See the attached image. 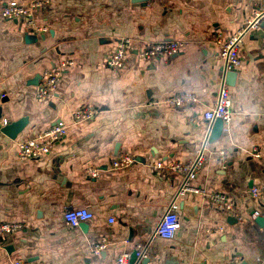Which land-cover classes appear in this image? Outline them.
I'll return each instance as SVG.
<instances>
[{"label": "crops", "instance_id": "crops-1", "mask_svg": "<svg viewBox=\"0 0 264 264\" xmlns=\"http://www.w3.org/2000/svg\"><path fill=\"white\" fill-rule=\"evenodd\" d=\"M9 1L0 0V10ZM260 8L264 0H51L35 13L49 27L42 34L0 16V115L9 122L28 119L15 140L0 135V221L24 224L0 245V264H115L139 242L149 244L147 264H264V222L251 217L255 210L264 214V198L251 191L264 190V23L244 39L243 61L229 85L232 120L210 143V157L193 182L231 196L244 221L188 193L179 202L175 237L154 236L181 177L150 167L195 157L208 128L203 113L217 98L223 68L217 35L233 34ZM126 37L134 51L114 71L107 58ZM170 39L185 45L169 60L137 54ZM66 59L74 65L53 96L40 100L37 83ZM186 92L199 97L196 106L167 102ZM83 105L98 114L75 123L73 112ZM59 122L68 134L47 156L18 157L20 141ZM221 149L232 155L225 166ZM125 151L138 161L112 170V159ZM89 167L99 176H89ZM78 207L93 218L66 225L64 212ZM103 239L107 246L95 253L92 245Z\"/></svg>", "mask_w": 264, "mask_h": 264}, {"label": "built area", "instance_id": "built-area-1", "mask_svg": "<svg viewBox=\"0 0 264 264\" xmlns=\"http://www.w3.org/2000/svg\"><path fill=\"white\" fill-rule=\"evenodd\" d=\"M51 0H10L6 2L1 10L0 16L3 19L24 21L26 28L35 34H42L49 31L48 25L41 23L36 17L35 13L38 10H43L48 7ZM264 23V8L254 9L251 15L247 18L245 24L236 32L224 38L222 34H218L216 42L220 48L219 55L223 60V68L220 76V83L218 88L217 98L214 104L203 113V118L208 124L206 134L196 148L195 157L187 163L176 161L157 160L150 164L154 171L160 174H177L181 177V182L173 199L171 200L168 209L163 214L154 236L165 239H172L176 232L181 227V218L179 215L180 199L188 193L200 195L216 210L226 212L234 216L238 222L244 221V216L236 207L234 199L226 193L220 191L208 190L205 187L195 185L193 182L198 174L205 167L206 162L210 157V137L214 122L221 118L225 126L228 127L232 120V99L230 96L229 85L227 83V74L229 71L237 69L242 64V56L240 48L244 43V39L253 32L260 29ZM134 40L126 37L119 40L115 50L108 56L107 65L112 70H117L124 66L129 52L134 51ZM185 42L182 40L170 39L165 41L151 42L137 49V54L146 61L153 60H169L175 55H178ZM74 60H62L54 68L47 70L42 79L38 83L37 94L40 100L45 101L55 93L62 74L68 68L74 65ZM199 97L190 92L175 95L167 99V102L176 108H183L187 106H196L199 103ZM98 114V109L91 105L80 106L73 112V120L75 123L89 122ZM9 120L0 115V135L2 128L8 125ZM68 134V126L59 122L52 127L36 133L33 137L20 141L18 143V157L20 159L28 158H44L47 156L53 146L61 141ZM254 155L259 156L257 149L254 150ZM218 157L222 165H226L232 155L221 149L218 152ZM138 159L132 151H125L114 157L111 161V169L119 170L125 169L137 162ZM86 173L91 177H98L100 170L96 167H89ZM252 195L257 200L264 198V190L253 186ZM93 212L86 207L71 208L64 212V222L68 226H79L82 222L92 219ZM252 219L264 217V214L259 210H255L251 215ZM116 219L112 218L111 223ZM24 224L22 222H1L0 221V245L8 237L16 234L22 230ZM107 239H103L92 245V250L99 253L107 246ZM149 244L137 243L132 251L122 252L115 264H131V257L135 253L136 260L133 264H143V260L149 258ZM14 264H32L27 260H17ZM44 264V263H39Z\"/></svg>", "mask_w": 264, "mask_h": 264}, {"label": "water", "instance_id": "water-1", "mask_svg": "<svg viewBox=\"0 0 264 264\" xmlns=\"http://www.w3.org/2000/svg\"><path fill=\"white\" fill-rule=\"evenodd\" d=\"M149 0H132L135 4H146ZM238 75L237 69H234L232 71H229L227 74V83L228 85H232L234 80L236 79ZM39 76V80H40ZM38 84V83H37ZM28 119L27 118H21L18 121H12L9 122L8 125L4 126L2 128V134L6 137L7 141L15 140L18 136V134L25 128L27 124ZM225 130V123L224 121L219 118L214 122V125L212 127L210 142L218 141ZM237 220V219H236ZM257 222L262 223L264 222V217H259L256 219ZM136 260L135 253L131 257V264H133ZM149 262V258L143 260V264H147Z\"/></svg>", "mask_w": 264, "mask_h": 264}]
</instances>
